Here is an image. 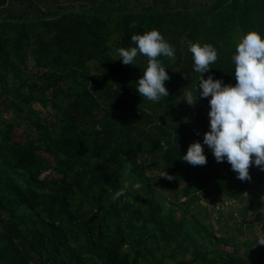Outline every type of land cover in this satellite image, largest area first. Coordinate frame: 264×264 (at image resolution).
<instances>
[{
  "label": "trees",
  "instance_id": "obj_1",
  "mask_svg": "<svg viewBox=\"0 0 264 264\" xmlns=\"http://www.w3.org/2000/svg\"><path fill=\"white\" fill-rule=\"evenodd\" d=\"M17 1L19 14L0 0V264H264V214L247 197L264 170L253 163L242 181L204 144L211 97L188 49L213 45L204 78L235 85L236 45L264 37V0ZM152 29L175 51L158 57L170 79L156 102L136 90L148 58L113 54ZM193 142L206 164L182 159ZM163 170L173 178L149 176ZM226 201L244 203V220L255 208L247 232L221 211L218 235L210 220Z\"/></svg>",
  "mask_w": 264,
  "mask_h": 264
},
{
  "label": "clouds",
  "instance_id": "obj_2",
  "mask_svg": "<svg viewBox=\"0 0 264 264\" xmlns=\"http://www.w3.org/2000/svg\"><path fill=\"white\" fill-rule=\"evenodd\" d=\"M135 26V23L131 25ZM131 40L135 46L119 48L117 53L125 65H133L138 54L148 58L147 67L137 81V92L153 102L168 97L165 81L170 77L158 57L174 58V47L156 29L133 34ZM188 49L194 70L200 74L197 92L200 97H211L210 130L204 134V144L212 149L217 162L226 158L240 180H250L249 168L253 163L264 170V37L256 30H249L239 39L232 58L235 85L225 84L211 75L204 78L203 74L218 59L213 45L189 41ZM184 97L189 105H194L198 99L191 90L185 91ZM182 159L192 165L207 162L200 142L191 143ZM160 176L173 178L164 170ZM125 188L115 192L112 199H119ZM257 244L264 245V237H260Z\"/></svg>",
  "mask_w": 264,
  "mask_h": 264
},
{
  "label": "rangeland",
  "instance_id": "obj_3",
  "mask_svg": "<svg viewBox=\"0 0 264 264\" xmlns=\"http://www.w3.org/2000/svg\"><path fill=\"white\" fill-rule=\"evenodd\" d=\"M67 1L68 0H62V1L59 0L58 6L61 8V10H64V11L66 9L69 10L68 7H70V6H69V4H67L68 3ZM42 2H44V1H42ZM28 3H29V0L25 2V5H28ZM79 5L80 4H77L76 3V6H79ZM8 9L11 12H15L17 10L16 13L19 14V12H20V11H18V9H20L19 1H17V0H11L10 5H8ZM5 14H6V12L3 13L1 16H4ZM113 54L115 55V57H118V54H117L116 51H114ZM29 62H32V61L30 60ZM30 65L32 66L33 63H30ZM35 108L37 110H40V111L44 112V114L46 115V113L44 111L45 109L42 108L40 105L35 104ZM11 115H12V113H6L5 114V117L6 118H10ZM160 174H161L160 171H155V173L149 172V176H160ZM253 193H249L247 195V197L250 198V197H253V195H255L256 197H258V199L256 201V205L260 209V211L262 212V214H264V184L259 189H256ZM164 206L165 207H168L169 206V201H167ZM205 207H210V206L209 205H206ZM215 207H216V211L217 212L214 213V215H213V217H211V220L210 221L213 222L211 224H214L216 226V230H217L218 235H221L222 234V232H220L218 230V223H217L218 212H221V211H222L221 212L222 216H224L225 218L230 217L229 215H231L233 213L238 218V220L236 219L235 221H230V222L232 224H234L236 222L237 224H239V226L241 225V227L244 229L245 232H247V228L250 227L251 221L253 219V214L255 213V210H254L255 208H251L250 209L247 220H244L243 217H241L242 216V213H243V209L245 207L244 203H243V205H242V203H240V205L233 206V203L232 202L226 201V202H222V203H217V205ZM226 223L227 222H225V225H226ZM255 224L256 225H255V228L254 229H256V228L259 229V226H260L259 225V220L256 221ZM258 229H256V232L258 231ZM226 231H228L229 234H234V235L236 234V232L232 231L228 227H226ZM256 236H257V234H256ZM243 237H246V236L240 235L238 240L241 242L242 240L245 241V239H247V238H243ZM249 238H251V236H249ZM198 240L199 239L197 238V241ZM246 250H247L246 248L242 249L241 250V254H245L246 253ZM247 251H249V250H247ZM187 257H189V256H187Z\"/></svg>",
  "mask_w": 264,
  "mask_h": 264
}]
</instances>
